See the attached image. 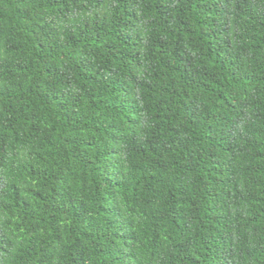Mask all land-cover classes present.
I'll return each instance as SVG.
<instances>
[{
	"label": "trees",
	"instance_id": "1",
	"mask_svg": "<svg viewBox=\"0 0 264 264\" xmlns=\"http://www.w3.org/2000/svg\"><path fill=\"white\" fill-rule=\"evenodd\" d=\"M0 264H264V0H0Z\"/></svg>",
	"mask_w": 264,
	"mask_h": 264
}]
</instances>
